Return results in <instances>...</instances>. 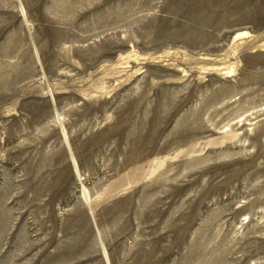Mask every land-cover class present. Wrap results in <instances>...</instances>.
<instances>
[{
	"label": "rangeland",
	"instance_id": "obj_1",
	"mask_svg": "<svg viewBox=\"0 0 264 264\" xmlns=\"http://www.w3.org/2000/svg\"><path fill=\"white\" fill-rule=\"evenodd\" d=\"M0 264H264V0H0Z\"/></svg>",
	"mask_w": 264,
	"mask_h": 264
}]
</instances>
